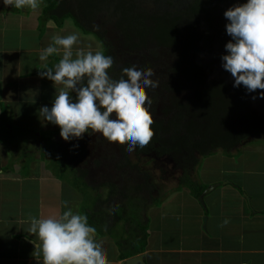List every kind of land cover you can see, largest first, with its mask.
<instances>
[{
  "label": "trees",
  "instance_id": "16d2710c",
  "mask_svg": "<svg viewBox=\"0 0 264 264\" xmlns=\"http://www.w3.org/2000/svg\"><path fill=\"white\" fill-rule=\"evenodd\" d=\"M246 2L187 0L180 9L174 6L171 11L153 9L149 0H44L37 18L39 34L47 21L52 20L59 27L64 18H70L75 28L84 36L95 38L100 51L113 58L108 72L112 79L122 77V70L131 64L127 56L134 53L149 55L142 60L141 67L145 70L161 60V52L168 59L157 80L161 95L146 89L152 101L154 137L146 147L137 146L131 153L126 150L127 143L117 144V153L105 156L110 161L106 162L108 175L115 172L114 178L121 184L106 179L96 188L88 185L84 160L90 153L89 142L78 139L66 144L49 143L53 137L60 136V128L41 135L45 147L40 149V158H48L49 164L57 166L59 172L71 175L73 188L84 198L81 214L87 216L89 226L96 228L98 236L109 233L119 249L120 260L144 249L146 227L141 215L147 208L159 205V200L151 204L156 187L148 178H137L142 160L151 157L157 163L162 162V166L167 162L171 166L168 175L173 179L177 175L173 192L186 189L197 199L206 189L196 174L205 157L216 152L237 156L249 139L264 141L262 90L249 93L243 85L234 87V78L223 69L221 60L227 54L225 45L231 40L226 33L229 21L224 13ZM115 37L123 46L121 58L125 61L120 60V67L116 48L111 44ZM58 61L54 56L49 57L48 67ZM71 94L76 102V93ZM253 96L257 98L253 100ZM159 109L160 114L156 113Z\"/></svg>",
  "mask_w": 264,
  "mask_h": 264
},
{
  "label": "crops",
  "instance_id": "0c3cea01",
  "mask_svg": "<svg viewBox=\"0 0 264 264\" xmlns=\"http://www.w3.org/2000/svg\"><path fill=\"white\" fill-rule=\"evenodd\" d=\"M43 6L41 0L36 10L12 5L0 9V131L11 135L13 142L20 137L25 140L21 150L18 143L0 137V264H42V256L34 254L33 241L39 243L38 237L29 233L30 223L25 221L30 216L56 217L69 206L78 207L73 185L69 184L67 198L60 180L64 174H57L48 168L47 158H40L41 135L59 127L44 121L39 110L52 107L62 86L40 78L49 58L42 62L39 55L54 36L77 34L74 53L90 50V45L66 22L50 27L47 21L39 34L37 18ZM54 57L61 59V55ZM25 130L36 137L30 140ZM205 159L220 163L200 181L205 187L216 185L202 205L183 189L180 195L162 196L160 206H151L141 215L150 241L140 253L146 264H264V141L257 146L251 140L244 142L235 157L218 152ZM175 206L174 225L169 227V211ZM154 223L163 227L153 228ZM96 239L102 242L110 264H121L110 235L96 234Z\"/></svg>",
  "mask_w": 264,
  "mask_h": 264
},
{
  "label": "clouds",
  "instance_id": "9594fccd",
  "mask_svg": "<svg viewBox=\"0 0 264 264\" xmlns=\"http://www.w3.org/2000/svg\"><path fill=\"white\" fill-rule=\"evenodd\" d=\"M5 3L17 9L36 10L41 0H5ZM224 17L229 21L226 33L231 40L225 45L227 54L221 57L222 67L234 78V87L243 85L249 93L262 90L260 98L264 99V0H247L229 8ZM48 25L54 26V22L49 20ZM78 40L77 34L54 36L52 43L40 52L42 62L61 55L53 67L45 63V70L39 75L62 86L52 107H41L40 117L58 126L66 142L91 132L110 143H127L129 153L137 146L146 147L155 134L151 127L152 101L146 93V89L158 87L159 82L151 79L153 69L133 65L122 70L119 80H113L108 74L113 58L100 50L93 53L77 49L74 53ZM72 92L76 93V102L70 95ZM113 114L115 119L111 118ZM25 222L30 223L29 233L38 237L39 243L33 241L34 254L42 256V264H110L102 242H97L96 228L89 226L84 214L69 208L56 217L30 216Z\"/></svg>",
  "mask_w": 264,
  "mask_h": 264
},
{
  "label": "rangeland",
  "instance_id": "374dc122",
  "mask_svg": "<svg viewBox=\"0 0 264 264\" xmlns=\"http://www.w3.org/2000/svg\"><path fill=\"white\" fill-rule=\"evenodd\" d=\"M168 1H172V5L167 6ZM149 3H150V6L153 7V9H156V8H158L160 10L169 9L172 11L173 10L172 7L176 6V7H178V9H180L181 6H183L187 3V0H159L158 3H155L153 0H149ZM8 7H9V5L7 3H5V0H4V2L3 1L0 2V8L7 10ZM62 22H66L65 23L66 26H70V25L73 26V23H74V21L68 17L64 18L61 21V23ZM73 28L75 29V31L77 33H79L80 35H83L79 28H75L74 26H73ZM42 35H41V37H42ZM85 37H87V39L89 40L88 42L90 45V50L93 51V53H95V51L101 49L100 43L95 38L88 37V36H85ZM111 44L114 45L116 48L117 63L119 62L118 66L120 67V65H121L120 60L122 59L121 58V56H122L121 51H122V47H123L122 42L120 41V39L115 37V40L113 39V42ZM165 54H166L165 52L159 53V57L161 58V60H158L154 64V66H152V69L154 71V75L151 77V79L155 78V81H157L158 78L160 77L158 75L163 73L162 69L167 66L168 59L165 56ZM148 56L149 55H147V54L140 55L138 53H134L132 55L127 56L128 59L131 61L130 67L133 65H136L138 69L142 68L141 67L143 64L142 60L146 59V57H148ZM122 60L125 61L124 59H122ZM118 75L121 76L120 74H118ZM118 75H116L117 78H118ZM113 80H116V79H113ZM159 89H160L159 87H156L155 89H152L151 91H152V93H154L156 95H157V93H159V95H161V93L159 92ZM159 111H160V109L158 111H156V113L160 114ZM111 118L115 119L116 118L115 114H113ZM25 131L27 133L26 137L29 138L30 140H32L37 135L36 133H34L31 130H25ZM0 137L4 141H7L8 143H11V144L18 143V148L21 150L24 149V147H22L23 144H25L24 143L25 140L23 137H20V139H21V140L19 139L20 141L13 142L11 135L5 133L2 130L0 131ZM81 139H82V141L85 140L84 142H86V143L89 142V147H87V148L90 149V153H89V156L86 155L85 160H84L86 162L85 168L88 170V173H89V177L87 179L88 185L92 188H94V187L96 188L100 184L104 183L106 181V179L110 180V181H114L118 184H121V183L117 182V180L114 178L117 176V174L115 172L108 175L110 170H109V166L106 164L110 163V161H108L107 158H105V156L109 155L110 152L113 154L117 153V150H116L117 144L116 143H110L106 139L102 138V136H100V134H98V133H96V134H92V133L84 134ZM259 139L260 138L249 139V140L255 141L256 143L253 144V146H257V144H259V142L261 141ZM69 142H78V139L72 138L70 141L66 142L62 139V137L55 136L52 139H50L49 143H51V144H54V143L66 144ZM43 147H45V145H42V148ZM85 148H86V145H85ZM216 153H218V152H216ZM222 155L226 156L224 154H222ZM233 157H235V156H233ZM205 158H207V157H205ZM204 159L199 163L197 170H196L197 178L200 181H201V179L208 177L209 176L208 171L211 172V169L217 168L218 164L220 163V160L215 161V159H212V160H206V159L204 160ZM140 164H141L140 169H139L140 172L137 173L138 174L137 178L140 177L141 180H145L146 178H148V182H151V184H153L157 189L156 194L152 198L151 204H153L157 200H160L162 198V196H164V195L168 196V195H180L181 194V191L173 192L174 188L177 185V180H176L177 175H175L176 179H173L170 177V175H168L167 170L171 166L170 165L168 166L167 162L163 163V166H162V162L157 163V160H155L154 158L148 157L147 159L145 158L144 160H142V162ZM48 168H51V170L56 169L57 174L59 173V171H61L57 166H55L52 163L48 164ZM203 168H205V169L203 170ZM63 174H64V176L62 178H60V180L64 182L63 185L66 188L67 198H68V196L70 194L69 184H71L70 183L71 182L70 181L71 175L68 172H65ZM184 190H186V189H184ZM73 192H74V190H73ZM188 193H189V191H188ZM188 193L185 192V195H187ZM90 194L93 195L92 193H90ZM75 199H77V201H78V207L77 208H71L69 206L68 209L70 208L73 212L80 213L84 198L80 193H75ZM148 201H149V198H148V196H146V202H148ZM158 206H160V204ZM176 212H177L176 206L172 210L169 211V213H170L169 217H171V220H169V227H173V225H174L173 220L175 218ZM145 214H147V213H145ZM140 215H141V213H140ZM165 224L167 225V223H165ZM161 226L163 227V223L162 224L161 223H154L153 224V228L161 227ZM146 230H147V228H146ZM147 236H148V234H147ZM108 237H109V235L106 232L104 234V237H101V238H108ZM150 240H151V238H150ZM148 241H149V236L146 239L147 244H148ZM152 241H153V239H152ZM117 250H119L118 247H117ZM176 259H177V257L174 258V260H176Z\"/></svg>",
  "mask_w": 264,
  "mask_h": 264
},
{
  "label": "water",
  "instance_id": "95a60500",
  "mask_svg": "<svg viewBox=\"0 0 264 264\" xmlns=\"http://www.w3.org/2000/svg\"><path fill=\"white\" fill-rule=\"evenodd\" d=\"M150 5V4H149ZM216 185H209L201 194L200 196L197 198L198 203H200L201 205L203 204V199L205 196H207L208 194H210L214 189H215ZM31 245V244H30ZM34 247V246H33ZM121 264H146L143 255H141L140 253L131 256L129 258H126L124 260L121 261Z\"/></svg>",
  "mask_w": 264,
  "mask_h": 264
}]
</instances>
